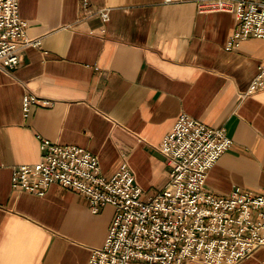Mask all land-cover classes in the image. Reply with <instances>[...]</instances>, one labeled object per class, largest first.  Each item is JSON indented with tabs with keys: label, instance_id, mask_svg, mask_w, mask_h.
<instances>
[{
	"label": "crops",
	"instance_id": "0c3cea01",
	"mask_svg": "<svg viewBox=\"0 0 264 264\" xmlns=\"http://www.w3.org/2000/svg\"><path fill=\"white\" fill-rule=\"evenodd\" d=\"M90 2L109 19L86 16L80 0H20L26 34L42 45L0 68V264H87L114 217L112 205L94 214L85 196L57 183L42 196L12 187L15 167L39 161L41 138L91 151L107 177L126 162L152 196L169 182L159 145L188 114L233 139L206 189L264 194V90L246 94L264 38L227 50L235 15L201 13L194 0ZM25 93L53 105L25 117ZM238 264H264V246Z\"/></svg>",
	"mask_w": 264,
	"mask_h": 264
},
{
	"label": "built area",
	"instance_id": "2783aa9c",
	"mask_svg": "<svg viewBox=\"0 0 264 264\" xmlns=\"http://www.w3.org/2000/svg\"><path fill=\"white\" fill-rule=\"evenodd\" d=\"M194 1L201 13L235 15L227 50L240 48L249 37L264 38V0ZM80 7L86 16L100 13L109 19L108 11H94L90 0H80ZM27 26L20 0H0V68L18 66L23 49L42 45L41 38L27 36ZM260 90L264 64L246 94ZM42 102L53 105L25 93L24 116ZM232 145L225 127L182 114L159 145L170 167L169 182L157 194L145 196L126 162L107 177L91 151L41 138L39 161L15 167L12 187L42 196L57 183L85 196L94 214L106 205L115 208L105 242L92 250L87 264H238L264 246V194L241 186L226 195L206 189L209 170Z\"/></svg>",
	"mask_w": 264,
	"mask_h": 264
}]
</instances>
